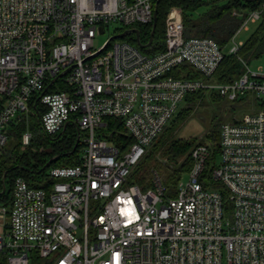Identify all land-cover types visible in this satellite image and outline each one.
Instances as JSON below:
<instances>
[{"label": "built area", "instance_id": "2783aa9c", "mask_svg": "<svg viewBox=\"0 0 264 264\" xmlns=\"http://www.w3.org/2000/svg\"><path fill=\"white\" fill-rule=\"evenodd\" d=\"M155 1L0 0V153L7 127L28 120L35 96L46 134L70 121L83 133L77 163L51 166L46 188L17 177L9 207L0 204L8 215L0 230L7 264H31L30 253L36 264H264V64L251 68L238 54L243 41H234L260 19L264 0L244 12L230 38L227 52L243 70L227 82L210 79L223 57L218 42L185 35L176 6L165 18L162 50L143 52L116 40L118 33L94 47L112 21L152 22ZM182 63L202 77L174 76ZM198 90L230 100L247 95L258 107L220 125L217 164L205 170L207 144L191 148L187 179L173 195L155 170L145 189L129 183L186 94ZM106 117L132 138L123 150L106 138ZM30 137L26 129L22 142Z\"/></svg>", "mask_w": 264, "mask_h": 264}, {"label": "trees", "instance_id": "16d2710c", "mask_svg": "<svg viewBox=\"0 0 264 264\" xmlns=\"http://www.w3.org/2000/svg\"><path fill=\"white\" fill-rule=\"evenodd\" d=\"M261 1L156 0L154 4L156 24L152 42L149 47L139 48L143 52H155L163 49L165 18L169 9L176 6L181 11L185 35L212 37L223 50V57L210 79L216 82L231 81L241 74L243 65L239 58L225 50L226 44L243 20L244 12L255 8ZM202 5L206 6L205 12L196 14L195 10ZM234 9L243 12V14L241 16L232 14ZM254 25L256 26L247 39L243 41L238 51L239 56L248 61L260 57L264 53V11ZM134 26L138 29L140 42L146 43L152 22L137 23ZM132 33L133 35L128 37L127 40L137 45L135 33ZM175 69L173 75L177 77H202L200 72L187 63H182ZM214 95L221 96L216 91L204 90L186 94V105L177 111L165 129L147 147L138 163L131 169L128 175L129 183H136L139 187L145 189L150 186L151 173L155 170L168 190L167 193L173 195L177 182L190 168V150L197 143H205L210 148L211 155L207 160L205 170L208 169V165L214 159L218 149L220 131L206 132L200 138L189 139L177 138L174 132L181 121L191 112L192 104L197 101L200 102L205 96L212 97ZM36 97L30 103L28 120L16 119L7 127V142L2 153H0V187L1 189L4 187L3 192L0 193V200L5 205L10 204L13 183L17 177L25 179L30 186L46 188L52 181L48 177V169L54 165L77 163L79 149L83 146V140L80 139L82 132L73 121L68 122L63 131L53 135L42 131L39 116L43 108L38 100L35 101ZM105 121L108 124L109 131L105 135L106 138L120 150L126 148L132 142V138L126 132L122 122L111 117H106ZM222 123L219 122L220 125ZM27 128L29 130L35 129L38 134L34 138L31 132L28 142L23 143L22 134ZM10 137H14V142H8ZM76 139H78L77 146L72 150ZM159 158L162 161H159ZM179 158L182 159L179 161ZM0 264H7L4 255H0Z\"/></svg>", "mask_w": 264, "mask_h": 264}, {"label": "rangeland", "instance_id": "374dc122", "mask_svg": "<svg viewBox=\"0 0 264 264\" xmlns=\"http://www.w3.org/2000/svg\"><path fill=\"white\" fill-rule=\"evenodd\" d=\"M205 10H206V6L202 5L198 9H196L195 12L196 14H201L205 12ZM255 26L256 25L251 24L248 30L240 31L235 36L234 41H245ZM128 27H131V26H128ZM128 27L124 26L122 23L118 21H112L106 24L104 26V31L97 32L95 37L93 38L94 47L98 48L102 46L111 35L117 34L123 29L128 28ZM132 35L133 33L129 32V33H126L123 37L115 38V39L116 40L127 39L128 37ZM231 45H232V41L229 40V42L226 44L225 50H228L229 46ZM263 64H264V53L260 57H257L249 61V66L251 68H254L257 65H263ZM247 99H248L247 95H244L242 98H236L235 100H230L223 96H215V95L212 97L205 96V98H203L200 102L197 101L196 103L192 104L191 112L181 121V123L175 129V132H174L175 137L181 138V139H189V138H197V137L200 138L206 132H219L220 131L219 122L231 121L232 119H240L245 114L250 113L252 110L258 107L257 105H254L248 102ZM184 105L186 104H182V106ZM30 130L33 133L32 137L36 138L35 136H37L38 132L35 129L34 130L30 129ZM80 139L81 140L83 139V133H81ZM8 142L9 143L14 142V137H10L8 139ZM81 150L82 148L79 149V153L81 152ZM181 159L182 158H179V161ZM158 160L162 161L161 158H159ZM213 161L214 163L217 164L219 161V156L215 155ZM181 179L186 180L187 173H184L181 176ZM214 188L221 189L222 185L215 183ZM7 190H8V186H7ZM0 191H1V187H0ZM225 198H227V196H225ZM227 203H229V201H227ZM230 210L231 209H228L227 214L230 212ZM34 256H35L34 253H30L31 264H36L40 262L38 259H35Z\"/></svg>", "mask_w": 264, "mask_h": 264}, {"label": "water", "instance_id": "95a60500", "mask_svg": "<svg viewBox=\"0 0 264 264\" xmlns=\"http://www.w3.org/2000/svg\"><path fill=\"white\" fill-rule=\"evenodd\" d=\"M155 24H156V12H155V7H154L152 26H151V29H150V32H149L148 41L146 43L140 42V40H139V32H138V29L136 27H130V28L123 29L116 36L117 37H123L126 33L134 32L136 40H137V45L139 47H147L152 42L153 35H154V30H155ZM77 143H78V139H76V141H75V143H74V145L72 147V150L75 149V147L77 146ZM3 190H4V187L1 189L0 193L3 192Z\"/></svg>", "mask_w": 264, "mask_h": 264}, {"label": "crops", "instance_id": "0c3cea01", "mask_svg": "<svg viewBox=\"0 0 264 264\" xmlns=\"http://www.w3.org/2000/svg\"><path fill=\"white\" fill-rule=\"evenodd\" d=\"M1 202H2V203H1ZM1 202H0V204H4V205H5V203H4L3 201H1ZM9 205H10V204H8V205H6V206L9 207ZM4 221H5V225H2V222H4ZM7 221H8V215H7V214H5L4 217H2V216L0 215V230L3 229V226H4V227H7V225H6V224H7Z\"/></svg>", "mask_w": 264, "mask_h": 264}]
</instances>
